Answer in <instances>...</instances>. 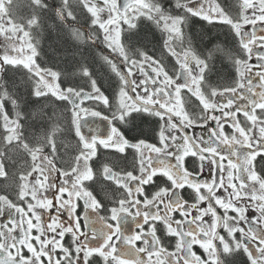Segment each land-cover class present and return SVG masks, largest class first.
I'll return each mask as SVG.
<instances>
[{
  "label": "snow or ice",
  "instance_id": "snow-or-ice-1",
  "mask_svg": "<svg viewBox=\"0 0 264 264\" xmlns=\"http://www.w3.org/2000/svg\"><path fill=\"white\" fill-rule=\"evenodd\" d=\"M237 5L29 0L17 19L0 0V264H264V0ZM49 17L80 83L42 58L33 32ZM193 18L225 27L233 46L198 48ZM145 21L175 63L133 45ZM216 59L230 82L210 79ZM97 62L114 77L111 102ZM31 97L66 102L63 129L33 138ZM145 115L153 138L130 136ZM56 131L75 139L67 160Z\"/></svg>",
  "mask_w": 264,
  "mask_h": 264
},
{
  "label": "trees",
  "instance_id": "trees-1",
  "mask_svg": "<svg viewBox=\"0 0 264 264\" xmlns=\"http://www.w3.org/2000/svg\"><path fill=\"white\" fill-rule=\"evenodd\" d=\"M51 19L53 21L54 18ZM56 23L57 21L54 19L53 25H55ZM198 25H200V28L196 31L195 40L203 50L206 48H211L213 43L225 44L229 47L233 46L234 42L232 41L231 36L226 34L227 30L225 27L205 26L201 22H199ZM42 35H43L42 39L43 38L45 39L42 51L48 54L47 63H49L50 65H55L60 67L61 69L64 70L65 73L69 74V79L71 80L73 79L72 82L80 83L78 74L71 75L72 73L77 72L78 70L74 68L73 65L69 62L68 54L65 51V45L58 32L53 30V26H48L46 27V30L42 32ZM145 36L147 37V39H143V37ZM137 40L143 45H148V44L157 45V40L155 39V35L152 32L151 33L147 32L144 29L142 32L139 33V37ZM213 63H214L213 73L215 74V80L217 79L228 80L231 77L232 70L229 61L216 59ZM95 66L98 69L97 76L99 77L98 80L101 82V84L105 85L107 82H109L110 84L109 95L111 96L115 88V85L113 86V84L111 83L113 77L111 76L110 73H108L107 69L100 66L98 62L96 63ZM218 71L221 73L220 77L217 76ZM64 78H65L64 75H62L61 79ZM28 99H29V103L33 105L32 108L33 112H35L36 108L43 110L42 115L34 116L32 120L29 121V123L31 124V128L29 129V131L33 138L43 137L44 132L46 130L48 133L49 131H54L56 128L63 126V124L61 123L62 120L58 118L60 116L59 111L61 110H58V112H56L54 111V109L53 110L48 109L49 103L56 105V107L58 106L56 100L52 99L44 102L40 101L41 104H37V99H34L32 97ZM40 105H43V108H40ZM55 114L57 115V117H55ZM136 124L138 125V127L134 130L133 133L144 136L150 132L149 130L150 125L144 119L143 122L141 120H137ZM40 133L43 134L40 135ZM69 136H70L69 138L67 137V139H62V140H64L66 144L73 146L74 143L71 134ZM70 157L71 155H67V158ZM1 181H0V185L3 184Z\"/></svg>",
  "mask_w": 264,
  "mask_h": 264
},
{
  "label": "flooded vegetation",
  "instance_id": "flooded-vegetation-1",
  "mask_svg": "<svg viewBox=\"0 0 264 264\" xmlns=\"http://www.w3.org/2000/svg\"><path fill=\"white\" fill-rule=\"evenodd\" d=\"M218 2L219 3H221V5L223 6V7H225V9L226 10H228V9H231L233 12H235V8L238 6L237 5V0H218ZM28 3H29V0H13V4L15 5V9H14V15L17 17V19H26L28 16H29V14H30V12H31V9L28 7ZM56 4H57V6H58V4H59V0H56ZM56 20V19H55ZM57 21V20H56ZM51 22V23H50ZM199 22H201L203 25H205V26H212V25H209V24H207V22H204V21H202V20H199L198 18H193V20L190 22V25H189V29H188V32L189 33H191L192 35H193V39H194V43L196 44V46L198 47V48H200L201 50H203L202 48H201V46H199V44H197V42H196V40H195V34H196V31L200 28V25H198L199 24ZM50 23V24H49ZM54 24V19H53V21H52V19H51V17H49V18H47L46 19V22H45V24H44V27H42L38 32L37 31H34L33 32V37H34V39H38L39 40V48H40V50H41V55H42V58H43V60H44V62H45V64L48 66V67H52L53 65H50L49 63H47V58H48V54H46L45 52H43L42 50H43V44H44V42H45V39L43 38L42 39V32L43 31H45L46 30V27H48V26H54L53 25ZM125 28H126V26H124ZM250 28V26H246V30H248ZM143 29L144 30H146L147 32H152L154 35H155V39L157 40V45H143V44H141L137 39H138V37L133 33V34H127V35H129L130 37H131V41H132V43H133V45L134 46H136V47H143L146 51H148L149 52V54H152L153 52H156V55L157 56H161V57H163L164 59H165V61L167 62V60H171L173 63H175V60H174V58H172V57H170L168 54H167V52H166V50L164 51V52H158V49H159V45H160V32H159V30H157V29H155V27L151 24V22H149V21H145L143 24H138V29H137V32H142L143 31ZM0 43H3V38L2 37H0ZM101 47H103V46H101ZM179 50V49H178ZM38 63L40 62V58H38V61H37ZM42 66H44V65H42ZM230 67H231V65H230ZM56 69H59V70H61L62 71V73H65L64 72V70L63 69H61L60 67H58V66H56V68H54V70H56ZM231 70H232V74H231V77L228 79V81L230 82L231 81V79H233V78H235V70L233 69V68H231ZM19 78V77H18ZM210 79L212 80V81H216L215 80V74L214 73H212V76L210 77ZM73 80V79H72ZM98 82V84H101V82L98 80L97 81ZM71 83H76V82H71ZM111 83L113 84V86L115 85V80H114V77L112 78V81H111ZM106 84H108V85H106ZM105 85L104 84H101L103 87H102V90H104L105 91V94L106 95H109V87H110V84H109V82H107ZM63 86V85H62ZM108 86V87H107ZM242 91V90H241ZM32 98H34V99H38V98H36V97H32ZM109 98H110V102H111V96L109 95ZM52 99H56L55 97H53ZM51 99V100H52ZM192 100H195V98L193 97L192 98ZM40 101H42V102H44V101H46V100H43V99H40ZM57 101V100H56ZM57 107H56V105H53V104H50L49 103V106H48V109H51V110H53L54 109V111H56V112H58V110H61V111H59L60 112V116L58 117L60 120H63V113H62V107H63V104L64 103H66V102H60V101H57ZM86 103H91V102H86ZM42 108H43V105H40ZM185 107L187 108L188 107V105L186 104L185 105ZM97 110H99V108H97ZM191 111V110H190ZM105 114H108L107 112H105ZM145 121H147L148 122V124L150 125V127H149V130H150V132L147 134V135H142L144 138H149V139H151V138H153V136H154V133L152 132V128L156 125V118H154V117H150V116H147V115H145V117L143 118ZM209 126H211V127H215V124H214V122H209ZM27 127V126H26ZM63 127H64V125L63 126H60L59 128L60 129H63ZM47 128V127H46ZM226 130H228L227 129V126H226ZM189 131H194V132H196L197 134H199V133H201V132H203L204 131V129L203 128H195V129H190ZM54 131H49L48 133H47V130L44 132V135L45 134H49V135H51L52 133H53ZM134 131H131V132H129L128 134L130 135V136H136L137 134H135V133H133ZM43 134V133H42ZM69 134V133H68ZM68 134H66V135H62L61 134V132L60 131H57V132H55V136H56V138H57V140H58V147H60V148H58V153H60V154H62L63 156H64V159L65 160H67V159H69V158H67V155H73L74 154V148H75V139H74V137L72 136V134H71V137H72V140H73V146H70V145H68V144H66L65 142H64V140H62V139H67V137L69 138L70 136V134L68 135ZM68 135V136H67ZM137 136H141V135H137ZM37 139H41L42 137H36ZM151 142V141H150ZM100 151V149H98V152ZM103 151H109V150H103ZM3 178H0V181L2 180ZM0 191H2V190H0ZM11 198V197H10ZM80 210L78 209V212H79ZM221 212H222V210H220ZM231 214V213H230ZM5 215H7V210H5ZM66 217V216H65ZM81 217H82V213H81ZM67 218V217H66ZM3 219H4V217H2V216H0V220L3 222ZM1 222V223H2ZM159 223V222H158ZM243 226V225H242ZM94 227H96V228H101L102 227V225L101 224H99V223H97V224H95L94 225ZM124 229L126 230V232L127 233H131V232H134V231H136L137 229H136V227H135V224H133L132 223V221H131V218L129 217L128 218V223L127 224H125L124 226ZM82 230H84L83 229V227H82ZM33 234H35V231H34V233ZM158 235H159V232H158ZM68 239V237L66 236L65 237V240H67ZM198 247V246H197ZM171 250V249H170ZM59 251V250H58ZM243 259H245L246 260V257H243Z\"/></svg>",
  "mask_w": 264,
  "mask_h": 264
},
{
  "label": "rangeland",
  "instance_id": "rangeland-1",
  "mask_svg": "<svg viewBox=\"0 0 264 264\" xmlns=\"http://www.w3.org/2000/svg\"><path fill=\"white\" fill-rule=\"evenodd\" d=\"M56 100V99H55ZM40 108H42L41 106H40ZM35 112L36 113H40L41 112V109H39V108H36L35 109ZM42 112H43V110H42ZM60 113V112H59ZM55 117H57V115L55 114ZM42 133H40V135H41ZM35 139H37L36 137H35ZM58 148H60V147H58ZM27 165H26V163L23 161V160H21V161H19V163H18V165H17V167H26ZM58 166H59V164H58ZM3 184H4V179H2V181H1ZM2 184V185H3ZM8 191L9 192H11L12 191V188L10 187L9 189H8ZM64 219H66V217H63ZM45 219H46V217H45ZM2 221L0 220V223H1Z\"/></svg>",
  "mask_w": 264,
  "mask_h": 264
},
{
  "label": "water",
  "instance_id": "water-1",
  "mask_svg": "<svg viewBox=\"0 0 264 264\" xmlns=\"http://www.w3.org/2000/svg\"><path fill=\"white\" fill-rule=\"evenodd\" d=\"M90 123L92 122V119L93 118H88ZM96 123H100L101 124V130L103 131L104 130V124L102 122H100L98 119H96L95 121ZM94 126V125H93ZM84 131L87 133L88 132V129H84Z\"/></svg>",
  "mask_w": 264,
  "mask_h": 264
}]
</instances>
